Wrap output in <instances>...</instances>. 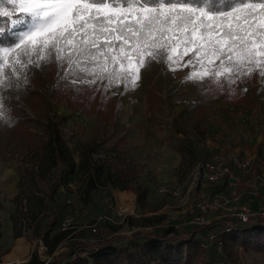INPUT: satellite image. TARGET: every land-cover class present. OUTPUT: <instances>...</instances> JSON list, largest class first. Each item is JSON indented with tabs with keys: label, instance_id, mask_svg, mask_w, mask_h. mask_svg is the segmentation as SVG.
<instances>
[{
	"label": "rangeland",
	"instance_id": "rangeland-1",
	"mask_svg": "<svg viewBox=\"0 0 264 264\" xmlns=\"http://www.w3.org/2000/svg\"><path fill=\"white\" fill-rule=\"evenodd\" d=\"M25 28L9 23L14 42ZM14 42L0 43V47ZM15 56L9 58L10 63ZM4 71L7 74L10 69ZM190 71L183 68L173 73L164 64L153 63L142 70L135 90L125 93L121 87L107 93L105 120L100 119L94 103L90 111L70 104L76 88L70 87L71 78L67 85L60 81L62 70L55 63L29 68L26 83L21 70L19 84L13 80V87L0 90L5 115L11 118V122L0 119V264L23 263L33 253L47 262L75 239L109 237L118 247L134 250L129 243L144 240H134L138 231L163 235L172 229L185 234L192 224L219 220L231 225L237 212L256 209L259 202L250 198L248 189L242 188L238 198L232 199L226 184L197 185L191 190L188 186L191 173L217 151L247 155L252 160V175L264 178V87L258 76L231 90L227 86L221 90L208 81L182 82ZM117 101L121 108L113 117L110 108ZM51 124L57 125L76 164L82 152L89 150L94 159H108L114 167L133 171L124 189L127 192L99 186L94 201L85 204L79 199L85 172L78 169L47 200L49 176L32 159L36 151L42 152ZM18 165L34 173L37 195L44 199L43 210L34 218L22 195L17 196ZM213 192L223 207L205 212L194 209L201 194L206 193V201ZM119 193H128L133 206L123 207ZM200 215L204 222L196 220ZM209 233L217 236L211 238ZM18 242L26 246V254L11 261ZM211 245L214 249L210 250ZM143 255V264H264V219L252 218L229 228L217 225L213 231L195 233L188 241L162 242Z\"/></svg>",
	"mask_w": 264,
	"mask_h": 264
},
{
	"label": "snow or ice",
	"instance_id": "snow-or-ice-1",
	"mask_svg": "<svg viewBox=\"0 0 264 264\" xmlns=\"http://www.w3.org/2000/svg\"><path fill=\"white\" fill-rule=\"evenodd\" d=\"M216 2L0 0V17L12 27L26 25L16 42L0 47V90L13 87V80L19 84L21 70L26 83L29 68L52 63L64 85L71 78L83 86L78 92L99 90L102 100L113 89L135 90L153 63L173 73L190 68L184 83L231 90L258 76L264 87V0H231L223 8ZM16 13L22 15L12 19ZM4 101L0 91V119L11 122Z\"/></svg>",
	"mask_w": 264,
	"mask_h": 264
},
{
	"label": "trees",
	"instance_id": "trees-1",
	"mask_svg": "<svg viewBox=\"0 0 264 264\" xmlns=\"http://www.w3.org/2000/svg\"><path fill=\"white\" fill-rule=\"evenodd\" d=\"M230 2L231 0H217L215 6L223 8ZM13 16H19V13ZM0 28L5 29L3 34H0V43L9 44L15 41V38L10 34L8 18L0 17ZM70 87L76 88L75 92L72 90L74 93L69 98L70 104L90 111L93 108L91 104L94 103V109L100 119H106L108 101L107 99L102 100V93L99 90L78 92L77 90L82 88V85L71 84ZM113 106L110 108V115L112 114L114 117L121 108V102H114ZM41 150L42 152L40 153L36 151L32 161L34 165H39L43 169L45 175L49 176L50 186L47 192V200H52L60 185L67 183L78 169L85 172V178L79 192V199L85 204L94 201L95 191L99 186H108L110 189H126L129 186V180L132 179L134 174L129 169L124 171L120 167H114L108 159L92 158L89 150L82 152L81 159L76 164L56 124L49 125L46 141L42 143ZM17 171L19 173L20 188L17 196L22 195L26 203L25 206L28 207L27 211L33 214L31 216L34 218L43 210L44 199L37 195L34 173L24 172L20 165L17 166ZM25 178L27 179L23 186L22 181ZM123 192L127 191L124 190ZM28 218L26 216V219ZM53 220L50 219V222ZM217 225H225L226 228H229L232 225L241 226L244 223L235 219L231 225L219 220L210 223L192 224L185 234L172 232V229H168L167 233L163 235L138 231L134 234V240L140 237H144V240L142 242L129 243V246H135L134 250H130L129 247H118L115 245L114 240L109 237L95 240L75 239L47 262L41 261L38 255L33 253L28 261L19 264H143L144 251H152L160 243L168 240H180L183 242L191 240L195 233L204 232L205 230L213 231ZM42 226L43 228L45 227L44 225ZM46 233L47 231H43L44 236H46ZM212 248L214 249L213 245H211L210 250ZM85 252L87 254L83 256L82 253Z\"/></svg>",
	"mask_w": 264,
	"mask_h": 264
},
{
	"label": "built area",
	"instance_id": "built-area-1",
	"mask_svg": "<svg viewBox=\"0 0 264 264\" xmlns=\"http://www.w3.org/2000/svg\"><path fill=\"white\" fill-rule=\"evenodd\" d=\"M252 173V160L247 155L217 151L212 153L191 173L193 180L188 189L191 190L197 185L200 188H205L209 185L222 183L228 186L232 199L238 198L242 188L244 190L248 189L250 198H256L259 204L254 211L237 212L235 219L240 220L242 223L248 222L252 218L264 219V203H262L264 201V178L260 174L254 176ZM205 194H201V197L195 200L194 209L205 212L223 207V202H217V192H213L208 196L206 201ZM107 205L111 207L112 203L107 202ZM196 220L204 222V216H197ZM91 230L96 232L97 229L93 226ZM215 236H217L216 233L210 234L211 238Z\"/></svg>",
	"mask_w": 264,
	"mask_h": 264
},
{
	"label": "bare ground",
	"instance_id": "bare-ground-1",
	"mask_svg": "<svg viewBox=\"0 0 264 264\" xmlns=\"http://www.w3.org/2000/svg\"><path fill=\"white\" fill-rule=\"evenodd\" d=\"M119 202L123 205V207H132L133 206V200L131 196H128L124 193H119ZM26 254V246L22 242H18V244L13 249L12 255H11V261H17L22 259Z\"/></svg>",
	"mask_w": 264,
	"mask_h": 264
}]
</instances>
